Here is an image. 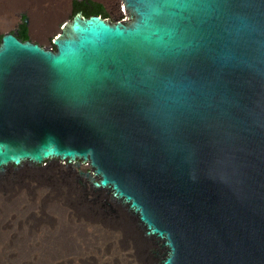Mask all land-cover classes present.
Returning a JSON list of instances; mask_svg holds the SVG:
<instances>
[{
    "label": "water",
    "instance_id": "1",
    "mask_svg": "<svg viewBox=\"0 0 264 264\" xmlns=\"http://www.w3.org/2000/svg\"><path fill=\"white\" fill-rule=\"evenodd\" d=\"M125 7L46 57L0 47L2 181L89 170L155 264H264V0Z\"/></svg>",
    "mask_w": 264,
    "mask_h": 264
},
{
    "label": "rangeland",
    "instance_id": "2",
    "mask_svg": "<svg viewBox=\"0 0 264 264\" xmlns=\"http://www.w3.org/2000/svg\"><path fill=\"white\" fill-rule=\"evenodd\" d=\"M74 1L42 0L39 4H32L30 0H0V38L7 33L19 32V28L27 19L28 24H25L31 39L52 48L54 38L60 34L62 27L74 17L75 12L71 5V2ZM95 1L103 4L110 20L122 21L127 18L121 0ZM86 171L88 170H84V172ZM79 172L82 171L68 169L61 165H54L50 168L48 175H45L51 182L48 198L50 201L46 210L41 207L48 195L37 184L32 190L33 196L31 197L27 198L22 191L15 193L16 201L19 204L10 206L6 201L2 202L0 207V261L6 260L10 264H35L34 261L39 259H56V256H61L62 260H65L74 257L71 253H76L77 258L91 253L90 255L100 260L103 257V249L105 251L107 249L109 251H106V256L112 254L118 264L123 263L122 251L119 250L117 239L107 236L102 227H98L97 232L92 233L93 237L90 238L87 232L88 225L74 221L70 217L72 208L69 206L60 208L58 202L56 204V198L66 197L71 200L74 198L76 207L86 205L105 213H111L107 211L109 207L104 197L93 195L88 188L81 184ZM83 184L86 185V182ZM24 200H28L27 203ZM40 201H44L42 205ZM47 204L45 203L44 206ZM27 207L29 210L31 209L30 216L40 218V223L45 222L38 223L28 232L24 227L25 223L22 222V218L29 214V211L26 210ZM12 229H15L17 233L12 232ZM76 232H79V235H75ZM85 238L93 240L86 241ZM72 241L77 245L75 252L72 249ZM146 261L147 259H145V263ZM74 264H79V262ZM96 264L105 263L97 261Z\"/></svg>",
    "mask_w": 264,
    "mask_h": 264
},
{
    "label": "bare ground",
    "instance_id": "3",
    "mask_svg": "<svg viewBox=\"0 0 264 264\" xmlns=\"http://www.w3.org/2000/svg\"><path fill=\"white\" fill-rule=\"evenodd\" d=\"M42 0H30L32 4H39ZM77 1V0H75ZM75 1L72 3V9H76L75 7ZM79 3L83 4L90 8V11H94V5H101L103 6L102 3H99L95 0H78ZM122 4L124 5V9L126 11L125 7V0H121ZM80 5V4H79ZM39 6V5H38ZM77 6V5H76ZM127 13V11H126ZM111 18H105L102 15L96 14L93 15L89 18L85 17L82 12H78L74 17L72 18L71 21L67 22L64 27H62L60 34H58L52 44L53 47L55 48L63 39L69 28L75 27L77 24H87V25H94V26H101L105 27L111 30L118 31V26L119 27H125L129 28V23H128V15L125 20L122 21H112L110 20ZM25 23L28 24V20H25ZM24 23V24H25ZM23 24V25H24ZM22 26V25H21ZM21 30V27L19 28ZM19 32H14V33H7L1 38L0 42V47L6 45L7 43H13L15 45L24 47V48H29L31 51L36 52L37 54L43 55L46 57V54H49L52 48H48L44 45H41L39 43L34 42L31 37L29 36L28 33V39L27 41H23L22 37ZM54 165H45L41 168H36V169H25V170H14V171H7L5 172V181H2V174L0 172V207L2 205L3 201H6V203L10 206L13 204H19L18 201H16L15 193L17 191H22L25 196L28 198L29 196H33L32 190L35 189L36 184L41 186L40 188L42 189L43 192H45L46 199L44 201H40L41 205L43 204L42 209L46 208L49 205V192L51 190V182L49 181L48 178L45 177V175H48V172L51 167ZM77 168H81V164H77ZM79 179L81 184L85 186V188H88L93 195L96 196H101L104 197L108 203L109 209L107 211H110L111 213H105L103 211H100L97 208H91L89 206L83 205L80 207L75 206V202L73 199L71 200L70 198L67 199L66 197H60L56 198V204L58 202V206L60 208L62 207H71V214L70 217L74 221H80L81 223H86L88 225V235L90 238L93 237L92 233L95 234L97 232L98 227H102L105 230V233L107 236H110L112 238L117 239V244L119 247V250L122 251V258H123V263L122 264H148L145 259L146 257L144 256H149L150 259V264H155L156 259L154 255L151 253V251L155 250V247L153 246V243L150 244H145L143 247L148 249V253H146V250L143 249L140 244L143 242L142 237L138 233L136 227L134 226L133 222H131L129 219L127 220L126 218L123 217V213L120 212L119 206L102 190L101 184H90L92 182L90 171H82L79 172ZM86 182V185L83 183ZM54 186V185H53ZM39 191V190H38ZM22 194V195H24ZM19 195V194H17ZM42 196V195H41ZM26 198V199H27ZM45 198V197H44ZM28 201V200H27ZM26 200H24L25 203H27ZM32 202V201H31ZM22 203V202H21ZM45 203H48L47 206H44ZM24 204V203H23ZM78 204V203H76ZM4 206V204H3ZM9 208V207H8ZM14 209V208H12ZM17 209V208H15ZM23 209V208H22ZM59 209V208H58ZM29 211V214L26 215L24 218H22V222H24L26 227V232L28 230H32L30 228H34L39 221L41 220L40 218H36L35 216H30V210L26 209ZM60 210V209H59ZM12 213V212H11ZM22 215V214H21ZM23 216V215H22ZM19 219L21 217H18ZM45 223V222H42ZM40 223V224H42ZM17 224H19L17 222ZM39 224V225H40ZM20 227V226H19ZM77 227V226H75ZM22 228V227H21ZM77 229V228H74ZM90 233V234H89ZM75 235H79V232H76ZM86 241H91L93 239L85 238ZM109 241V240H108ZM73 242L72 249L75 252L77 245L76 242ZM58 247V246H57ZM59 248V247H58ZM62 248V247H61ZM79 248V246H78ZM103 257L99 260V258L96 259V257L90 255H84L81 257L75 256L74 253H71L74 257L66 258L65 260H62L61 256H56L57 258L54 259H39L34 261L35 264H74L78 263L79 264H96L97 261H103L105 264H118L116 262L115 257L111 254L110 256H106V251H109L106 249H103ZM108 254V253H107ZM110 254V253H109ZM79 256V255H78ZM106 256V257H105ZM68 257V256H67ZM27 262V261H26ZM0 264H10L8 261H0Z\"/></svg>",
    "mask_w": 264,
    "mask_h": 264
},
{
    "label": "trees",
    "instance_id": "4",
    "mask_svg": "<svg viewBox=\"0 0 264 264\" xmlns=\"http://www.w3.org/2000/svg\"><path fill=\"white\" fill-rule=\"evenodd\" d=\"M80 4V5H79ZM77 5V6H76ZM75 14L76 15L78 12H82L83 15L87 18L93 16V15H96V14H99V15H102L103 17L105 18H110L108 12L106 11L105 7L104 6H101V5H94V11H90V8L86 7L83 4L79 3L78 0L75 1ZM20 35L22 37V40L23 41H27L28 39V28H27V25L24 24L22 25L21 27V30H20ZM0 42H1V38H0Z\"/></svg>",
    "mask_w": 264,
    "mask_h": 264
},
{
    "label": "clouds",
    "instance_id": "5",
    "mask_svg": "<svg viewBox=\"0 0 264 264\" xmlns=\"http://www.w3.org/2000/svg\"><path fill=\"white\" fill-rule=\"evenodd\" d=\"M12 232H16L17 233V231H15V229H12Z\"/></svg>",
    "mask_w": 264,
    "mask_h": 264
},
{
    "label": "built area",
    "instance_id": "6",
    "mask_svg": "<svg viewBox=\"0 0 264 264\" xmlns=\"http://www.w3.org/2000/svg\"><path fill=\"white\" fill-rule=\"evenodd\" d=\"M122 10H123V8H122Z\"/></svg>",
    "mask_w": 264,
    "mask_h": 264
}]
</instances>
